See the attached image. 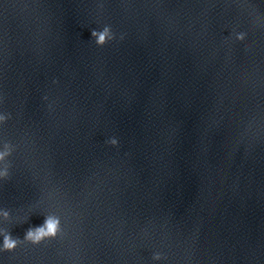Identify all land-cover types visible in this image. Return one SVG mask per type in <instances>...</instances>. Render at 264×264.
<instances>
[{"label":"water","instance_id":"water-1","mask_svg":"<svg viewBox=\"0 0 264 264\" xmlns=\"http://www.w3.org/2000/svg\"><path fill=\"white\" fill-rule=\"evenodd\" d=\"M0 115V264H264V0H0Z\"/></svg>","mask_w":264,"mask_h":264},{"label":"clouds","instance_id":"clouds-1","mask_svg":"<svg viewBox=\"0 0 264 264\" xmlns=\"http://www.w3.org/2000/svg\"><path fill=\"white\" fill-rule=\"evenodd\" d=\"M91 37L95 39L98 46H105L111 39H113L112 31L109 27H105L102 31L92 30ZM238 39L244 38V33L237 34ZM9 117L0 115V124L6 123ZM111 145L117 146L118 141L116 139L110 140ZM13 148L11 144L4 143L3 150L0 151V165H4L3 171H0V178L6 179L9 175L8 167L9 165L5 164V161L8 157L12 155ZM0 217L4 220L10 219V213L7 210L0 211ZM61 232V220L56 215H48L45 218V221L42 226L29 228L23 239L18 237H13L10 232L3 231L0 232V235L3 236V247L2 250L5 252H12L17 247L27 241L34 245H39L46 239L56 238ZM153 259L159 261L162 259L159 253L155 254Z\"/></svg>","mask_w":264,"mask_h":264}]
</instances>
